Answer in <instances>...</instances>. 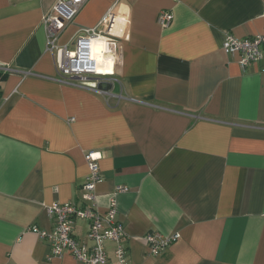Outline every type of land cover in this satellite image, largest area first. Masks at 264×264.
I'll return each instance as SVG.
<instances>
[{"label": "crops", "instance_id": "0c3cea01", "mask_svg": "<svg viewBox=\"0 0 264 264\" xmlns=\"http://www.w3.org/2000/svg\"><path fill=\"white\" fill-rule=\"evenodd\" d=\"M55 1L0 0V264H76L47 259L31 227H52V202H80L88 151L102 154L100 211L127 187L129 264H264V52L241 68L221 48L264 33V0H86L58 43L111 11L99 35L118 59L96 77L116 79L108 95L59 77L41 23ZM149 231L179 237L149 255Z\"/></svg>", "mask_w": 264, "mask_h": 264}, {"label": "built area", "instance_id": "2783aa9c", "mask_svg": "<svg viewBox=\"0 0 264 264\" xmlns=\"http://www.w3.org/2000/svg\"><path fill=\"white\" fill-rule=\"evenodd\" d=\"M117 1V0H116ZM86 0H56L50 11L43 14L41 23L46 32V49L54 57L56 71L62 81L89 87L99 94L108 95L109 90L97 86L98 81L113 82L115 78H96V62L90 59L88 47L90 39H100L99 27L109 18L108 11L94 27H79L72 43L59 44L58 40L64 29L73 22L75 16ZM116 3V2H115ZM111 10V9H110ZM264 18V8L261 13ZM157 23L166 27L172 20V13L160 10ZM228 55H237L241 68L261 60L264 52V33L238 38L226 34L221 44ZM102 154L98 151L84 153L87 174L81 183L80 202H52L46 206L47 214L52 218L50 229L31 227L39 237L46 240L49 246L47 259L69 253L76 264H129L124 240L126 233L121 221L117 218L116 195L127 190L124 185H117L108 195V204L104 211L97 207L96 184L101 180L99 160ZM76 221L86 223V231L82 238L73 233ZM179 234L163 235L157 231H149L142 236L149 255H158L178 239ZM113 244L110 257L106 244Z\"/></svg>", "mask_w": 264, "mask_h": 264}, {"label": "clouds", "instance_id": "9594fccd", "mask_svg": "<svg viewBox=\"0 0 264 264\" xmlns=\"http://www.w3.org/2000/svg\"><path fill=\"white\" fill-rule=\"evenodd\" d=\"M88 47L91 50L90 59L96 62L95 72L112 73L115 61L118 59L103 39H90Z\"/></svg>", "mask_w": 264, "mask_h": 264}, {"label": "water", "instance_id": "95a60500", "mask_svg": "<svg viewBox=\"0 0 264 264\" xmlns=\"http://www.w3.org/2000/svg\"><path fill=\"white\" fill-rule=\"evenodd\" d=\"M110 83H107V82H99L98 83V87H100V88H104V89H107V88H109L110 87Z\"/></svg>", "mask_w": 264, "mask_h": 264}, {"label": "trees", "instance_id": "16d2710c", "mask_svg": "<svg viewBox=\"0 0 264 264\" xmlns=\"http://www.w3.org/2000/svg\"><path fill=\"white\" fill-rule=\"evenodd\" d=\"M4 76H5L4 74H1V73H0V80L3 79Z\"/></svg>", "mask_w": 264, "mask_h": 264}]
</instances>
